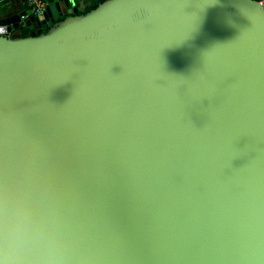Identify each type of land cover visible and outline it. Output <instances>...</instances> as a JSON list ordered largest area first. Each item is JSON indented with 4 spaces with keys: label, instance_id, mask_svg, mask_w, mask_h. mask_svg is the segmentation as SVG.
<instances>
[{
    "label": "water",
    "instance_id": "obj_1",
    "mask_svg": "<svg viewBox=\"0 0 264 264\" xmlns=\"http://www.w3.org/2000/svg\"><path fill=\"white\" fill-rule=\"evenodd\" d=\"M76 1L0 14V264H264V7Z\"/></svg>",
    "mask_w": 264,
    "mask_h": 264
},
{
    "label": "crops",
    "instance_id": "obj_2",
    "mask_svg": "<svg viewBox=\"0 0 264 264\" xmlns=\"http://www.w3.org/2000/svg\"><path fill=\"white\" fill-rule=\"evenodd\" d=\"M95 2V0H77L76 6L80 13L86 12V10L90 8ZM27 10L28 9L26 8V4L22 0H0V14H23ZM63 16H61L60 18H62ZM29 28L30 31L33 32L37 29V24L30 23ZM14 33H18V31L15 29Z\"/></svg>",
    "mask_w": 264,
    "mask_h": 264
},
{
    "label": "built area",
    "instance_id": "obj_3",
    "mask_svg": "<svg viewBox=\"0 0 264 264\" xmlns=\"http://www.w3.org/2000/svg\"><path fill=\"white\" fill-rule=\"evenodd\" d=\"M22 1L26 4V8L28 9L26 12L21 14L20 17V25L22 27H25L27 21L31 18L34 20L33 23H36L35 18L41 16L48 6V0H22ZM257 1L260 3L262 7H264V0H257ZM0 34H2L1 27H0Z\"/></svg>",
    "mask_w": 264,
    "mask_h": 264
},
{
    "label": "trees",
    "instance_id": "obj_4",
    "mask_svg": "<svg viewBox=\"0 0 264 264\" xmlns=\"http://www.w3.org/2000/svg\"><path fill=\"white\" fill-rule=\"evenodd\" d=\"M95 4H96V2H95L90 8H88L86 11H88V10L91 9L93 6H95ZM81 13H83V12H81Z\"/></svg>",
    "mask_w": 264,
    "mask_h": 264
}]
</instances>
